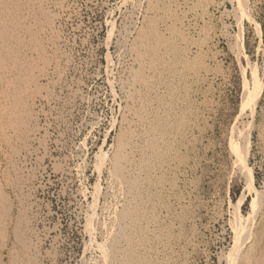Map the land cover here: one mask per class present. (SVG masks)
<instances>
[{
    "label": "rangeland",
    "instance_id": "obj_1",
    "mask_svg": "<svg viewBox=\"0 0 264 264\" xmlns=\"http://www.w3.org/2000/svg\"><path fill=\"white\" fill-rule=\"evenodd\" d=\"M148 29L163 41L152 68ZM0 61V264H107L110 238L128 253L115 214L131 205L152 264H240L237 219L252 264L264 253V0H0ZM159 125L167 153L149 175L138 164ZM126 136L140 185L119 196Z\"/></svg>",
    "mask_w": 264,
    "mask_h": 264
},
{
    "label": "bare ground",
    "instance_id": "obj_2",
    "mask_svg": "<svg viewBox=\"0 0 264 264\" xmlns=\"http://www.w3.org/2000/svg\"><path fill=\"white\" fill-rule=\"evenodd\" d=\"M162 5V4H161ZM244 5L242 4V7H243ZM172 7V6H171ZM156 10V9H155ZM175 12V11H174ZM163 15V14H162ZM177 17H178V15H177ZM176 17V18H177ZM155 19V18H154ZM165 20V19H164ZM173 20V19H172ZM177 21V20H176ZM171 23V22H170ZM150 26V25H149ZM155 28V27H154ZM170 28H172V27H170ZM177 28V27H176ZM145 29V28H144ZM149 30V29H148ZM155 30V29H154ZM157 30V29H156ZM176 31V30H175ZM178 31V30H177ZM158 32V31H157ZM173 33V32H172ZM155 34H156V31L155 32H152L151 30H149V32H147V33H143V35L144 36H150V35H153V36H155ZM176 34H177V32H176ZM163 36V35H162ZM175 36V35H174ZM166 37V36H165ZM170 37V36H169ZM181 37V36H180ZM155 39L156 38H158V40L156 41V45H151V47L150 46H148V45H143V46H147V48L149 47L150 49H149V52L148 53H150V54H148V55H145L144 53H141L140 51H139V53H138V60L140 61V63L141 64H143L144 62H146V59H145V57H149L150 58V62H148L149 63V68H152V67H154L153 66V63H160L161 61H162V57H161V54L162 53H160L161 52V47H162V44H163V41H162V38L160 37V36H157V34H156V36L154 37ZM143 39H147V38H143ZM172 39V38H171ZM9 40V39H8ZM173 40V39H172ZM179 40H181V38L179 39ZM144 42V41H143ZM142 42V43H143ZM169 42H171V41H169ZM149 43H150V41H149ZM167 43V42H166ZM143 44H145V43H143ZM153 44V43H152ZM180 44V43H179ZM178 44V45H179ZM171 45H172V43H171ZM133 46H135V44L133 45ZM137 46V45H136ZM136 48V47H135ZM144 48V47H143ZM170 48V47H169ZM181 49V48H180ZM145 50V53H147L146 52V48L144 49ZM144 50H143V52H144ZM172 50V49H171ZM185 50V49H184ZM169 51V50H168ZM167 51V52H168ZM173 51V50H172ZM138 52V51H137ZM170 52V51H169ZM168 52V53H169ZM186 52V51H185ZM180 53V52H179ZM178 56V55H177ZM168 57V56H167ZM170 57V56H169ZM168 57V58H169ZM171 58H173V57H171ZM170 58V59H171ZM178 58V57H177ZM166 59V58H165ZM164 60V59H163ZM188 61V60H187ZM191 61V60H190ZM1 62V61H0ZM170 62V61H169ZM174 63V62H173ZM146 63H144V65H145ZM154 64V65H155ZM164 64H165V62H164ZM163 64V65H164ZM160 65H162L161 63H160ZM195 65V64H194ZM147 66V65H146ZM159 66V65H158ZM173 66H175V65H173ZM196 66V65H195ZM140 67H145V66H140ZM188 67V66H187ZM186 67V68H187ZM192 67V66H191ZM197 67H198V65H197ZM143 68H140V69H138L139 70V72L138 73H136L135 74V77H134V80H135V82H136V84H139V85H142V87L144 86L145 88H147V90L151 87V85H152V83L150 82L151 80L149 79V76H147V75H145V69H143ZM162 68H163V66H162ZM166 68V67H165ZM164 68V69H165ZM182 68H184V67H182ZM194 68V67H193ZM155 69H156V66H155ZM188 69V68H187ZM195 69V68H194ZM197 69H199V68H197ZM137 70V69H136ZM147 70V69H146ZM152 70V69H151ZM193 70V69H192ZM156 71V70H155ZM180 71H182V70H180ZM198 71V70H197ZM196 71V72H197ZM159 72V71H158ZM177 72H178V70H177ZM183 72V71H182ZM199 73V72H198ZM160 74H161V72H160ZM169 74V73H168ZM181 74V73H180ZM189 74V73H188ZM170 75V74H169ZM178 75H179V73H178ZM132 77V76H131ZM154 77V76H153ZM199 77V76H198ZM170 78V77H169ZM157 79V78H156ZM161 79H162V77H161ZM160 81V80H159ZM170 81V80H169ZM163 82V81H162ZM169 83V82H168ZM135 84V85H136ZM168 85V84H167ZM172 85V84H171ZM153 86V85H152ZM158 86V85H157ZM168 87V86H167ZM169 88H170V86H169ZM178 88V87H177ZM262 87H261V85L260 84H257L256 86H255V89H254V92H253V94H251V95H249L248 97H249V100H248V105L249 106H251V108H252V111H255V109L257 108V105H258V100H259V97H260V94H261V89ZM151 89V88H150ZM176 89V88H175ZM165 91V90H164ZM142 92V91H141ZM144 93H145V90H144ZM146 93H148L147 91H146ZM145 93V94H146ZM169 93V92H168ZM173 93V92H172ZM171 93V94H172ZM144 94V95H145ZM155 94H156V91H155ZM160 96V95H159ZM142 97V96H141ZM140 99V98H139ZM144 99V98H143ZM150 100V99H149ZM153 102V101H152ZM151 102V103H152ZM174 102V101H173ZM132 103H134V102H132ZM137 103V102H136ZM135 103V104H136ZM166 103V102H165ZM147 104L149 105V103L147 102ZM139 105V104H138ZM147 105V106H148ZM167 105H168V103H167ZM144 106H146V105H144ZM146 106V108H148ZM171 106V105H170ZM136 107V106H135ZM27 108V107H26ZM154 108V107H153ZM159 108V107H158ZM158 108H156V109H158ZM155 109V108H154ZM127 110H128V108H127ZM136 110V109H135ZM152 110V109H151ZM141 111V110H140ZM133 112H136V111H133ZM150 112V111H149ZM157 112H158V110H157ZM137 113V112H136ZM154 113V112H153ZM134 114V113H133ZM132 114V115H133ZM156 114V113H155ZM137 115H139V113L137 114ZM164 115V114H163ZM128 117V116H127ZM154 118V117H153ZM129 120V119H128ZM152 120V119H151ZM157 120V119H156ZM161 120V119H160ZM148 121V120H147ZM164 121V120H163ZM133 122H135V121H133ZM158 122V121H157ZM142 123V122H141ZM140 123V124H141ZM160 123H162V122H160ZM177 123H178V121H177ZM164 124V123H163ZM150 125V124H149ZM165 125V124H164ZM164 125H159V127H157V128H155V129H153L152 127H151V130H149L148 132V135H147V139L144 141V142H146V147H147V150L148 149H151L150 151H151V153H152V155H146L147 156V158L145 157L143 160H141L140 161V163L138 164V168L140 169L141 168V170L140 171H144V172H146V174H149L150 173V171L152 172V167H153V163L155 162H152V159L154 158V159H156V157H157V159H158V157H159V159L161 158V155L163 154V151H165V149L163 150V147L164 146H162V135H163V137H164V134L166 133L165 131H163V129L167 126H165L164 127ZM134 126V125H133ZM157 126V125H156ZM164 128H163V127ZM172 126V125H171ZM179 126V125H178ZM183 126V125H182ZM149 127V126H148ZM180 127V126H179ZM124 128V127H123ZM163 128V129H162ZM168 128H169V126H168ZM148 129H150V128H148ZM165 130V129H164ZM166 130H167V128H166ZM176 130H178V127H177V129ZM179 130H180V128H179ZM126 132H128V131H126ZM122 133V132H121ZM176 133V132H175ZM170 134H171V132H170ZM123 135V134H122ZM126 135H130V134H126ZM158 135H161L160 137L161 138H158ZM250 136V135H249ZM249 136H247L246 135V139L247 138H249ZM25 137V136H24ZM133 137V136H132ZM28 138V137H27ZM133 138H136V137H133ZM144 139V138H143ZM131 140L132 139H129L128 140V137L126 136V139L121 143V146H120V149H119V152H118V155H117V157H116V160H115V165H114V169H113V177H114V185H115V187H116V193H118V195L119 196H124L125 195V193H131V191H136V188H138V184L139 183H137V181H139V177H136L137 175H134L133 173L132 174H130V172L131 171H129V166H131L133 163H131V160L129 159V155H127L126 154V146L127 145H132L131 144ZM248 140L249 139H247L246 141L248 142ZM245 141V140H244ZM177 143V142H176ZM166 144V143H165ZM170 144V141H169V143L167 144V145H169ZM248 144V143H247ZM238 145V144H237ZM243 147H242V149H240L241 147L238 145V147H236V150H237V154H238V156H239V159H240V162L242 161V163H243V165L244 164H246L247 163V161H246V153H247V150H246V146H245V144L243 143ZM176 146V145H175ZM131 148L129 149V150H131L132 151V149L134 148L133 146H130ZM139 147V146H138ZM240 147V148H239ZM239 148V149H238ZM248 148V147H247ZM136 149V148H135ZM139 150V149H138ZM140 150H142V148H140ZM139 150V151H140ZM146 150V151H147ZM142 152V151H141ZM140 152V153H141ZM166 152V151H165ZM147 153V152H146ZM149 153V152H148ZM167 153V152H166ZM135 155V154H134ZM167 155V154H166ZM174 155V154H173ZM132 156V155H131ZM142 156V155H141ZM165 156V155H164ZM151 157H152V159H151ZM166 157H168V156H166ZM170 157V156H169ZM139 158V157H138ZM177 158V157H176ZM158 159V160H159ZM162 159V158H161ZM137 160V159H136ZM158 160H156V161H158ZM166 161V160H165ZM162 162V161H161ZM241 163V164H242ZM131 164V165H130ZM161 164V163H160ZM135 165V164H134ZM161 166V165H160ZM245 166V165H244ZM163 167V166H162ZM156 168V167H155ZM132 169V168H131ZM138 169V170H139ZM143 169V170H142ZM133 170V169H132ZM162 170V169H161ZM161 170H159V171H161ZM158 171V172H159ZM137 172V171H136ZM136 174V173H135ZM139 174V173H138ZM150 175V174H149ZM155 175V174H154ZM161 176V175H160ZM166 176V175H165ZM250 176H251V174H250ZM249 176V179H248V181H249V184H250V186L252 185V180H251V177ZM148 178V177H147ZM143 180V179H142ZM160 181V180H159ZM145 182V181H144ZM247 184H248V182H247ZM113 185V184H112ZM140 185V184H139ZM143 185V184H142ZM153 185V184H152ZM144 186V185H143ZM164 186V185H163ZM166 187V186H165ZM249 187V186H248ZM253 187V186H252ZM113 188V187H112ZM164 188V187H163ZM152 189V188H151ZM165 191V190H164ZM167 191V190H166ZM158 194V193H157ZM157 194H156V196H157ZM259 194V193H258ZM127 195V194H126ZM131 195V194H130ZM260 195V194H259ZM128 196V195H127ZM133 196V195H132ZM132 196H131V198H132ZM135 196V195H134ZM258 196V195H257ZM136 197V196H135ZM141 197V196H140ZM150 197V196H149ZM148 197V198H149ZM164 197V196H163ZM124 198V197H123ZM126 198V197H125ZM127 198H129V197H127ZM147 198V197H146ZM158 198V197H157ZM161 199V198H160ZM130 200V199H129ZM147 200V199H146ZM150 200V199H149ZM148 200V201H149ZM126 201H128V200H126ZM131 203V202H130ZM154 203H156V202H154ZM158 203V202H157ZM162 203V202H161ZM129 204V203H128ZM143 204V203H142ZM141 204V205H142ZM260 204V203H259ZM148 205V204H147ZM152 205V204H151ZM258 206V202H256V201H254V206ZM129 206V205H128ZM137 206H138V204H137ZM158 206H159V204H158ZM132 207V205L130 206V207H128V209H124V212H117L116 214H115V220H116V222L118 223V224H127V222H129L131 225L130 226H128V227H124V231H122V229H123V227H121V231H119V235L118 234H116V235H118V236H120V234L122 235V236H120L121 238L123 237V239H124V241L125 242H127V250H125L126 252H128V253H125L126 255H124V253L123 252H121L122 250H119V248L121 247V245H119V248H118V244L120 243H118V238L116 239L117 240V242H116V240L115 239H111L110 238V241H109V244H108V246H109V254L107 253L108 252V250H107V252H105L104 251V253H106V255H103V257L104 258H106V260H108L109 262H111L112 264H152V262H151V260H149L148 259V257L146 256V255H142L141 254V252L140 253H138L137 252V248H139L138 246H146V241H147V239L150 237H148V235L150 234H148V233H146L145 235H142V237L140 236V234H139V237H138V233L137 232H139V231H137L138 229H137V227L139 226L138 225V221H139V219H141V213H140V210L141 209H139V207H135V208H131ZM141 207V206H140ZM144 209H146V208H144ZM153 211V210H152ZM112 215V214H111ZM153 215H154V213H153ZM92 217V216H91ZM110 217V216H109ZM146 217V216H145ZM144 217V218H145ZM143 218V217H142ZM127 221V222H126ZM144 221V220H143ZM156 222V221H155ZM110 223V222H109ZM124 224V225H125ZM148 224V223H147ZM111 225V224H110ZM123 225V226H124ZM129 225V224H128ZM111 227V226H110ZM132 228V229H131ZM134 228H136L137 230H135ZM161 228V227H160ZM113 229H115V228H113ZM162 229V228H161ZM164 229H166V228H164ZM236 231H237V244L235 245L236 246V248H235V252L232 254L233 256H231L232 258H230V261L232 260V261H237V260H240V264H252V259H253V252H252V249H253V246H254V244L256 243L255 242V238L252 240V236L250 235V233H251V230H250V233H249V229L248 228H244V225H243V223H242V221L241 220H239V219H237V222H236ZM112 230V229H111ZM128 230H134L135 232L133 233V231L132 232H128ZM108 231H109V229H108ZM107 231V232H108ZM123 232V233H122ZM109 233V232H108ZM135 233H137V234H135ZM144 234V233H143ZM148 234V235H147ZM156 234V233H155ZM162 234V233H161ZM163 235V234H162ZM254 235V234H253ZM111 236H112V238H114V237H116V236H114V234H111ZM114 236V237H113ZM151 236H152V234H151ZM255 237V236H254ZM151 238V237H150ZM120 239V238H119ZM123 239H122V241H123ZM252 240L251 241V243H250V246H249V250L247 251V252H245V254L244 255H242L243 253L241 252V250H242V248L244 247V245H245V242L246 241H248V240ZM144 242H145V244H144ZM118 243V244H117ZM249 243V242H248ZM126 245V244H125ZM248 245V244H247ZM105 246H107V245H105ZM107 246V247H108ZM106 247V248H107ZM123 247V246H122ZM124 247H126V246H124ZM106 248H104L105 250H106ZM158 249V248H157ZM123 250V251H124ZM155 250V249H154ZM151 251V250H150ZM241 254V255H240ZM158 255V254H157ZM261 256V258L260 257H258V258H260V259H255L254 261H255V263H253V264H264V253L262 254V252H261V254H260ZM126 256V257H125ZM146 256V257H145ZM150 258V257H149ZM103 259V258H102ZM105 259H104V261H106ZM257 260V261H256ZM108 261H106L107 262V264H109L108 263ZM253 261V262H254ZM105 262V263H106Z\"/></svg>",
    "mask_w": 264,
    "mask_h": 264
}]
</instances>
